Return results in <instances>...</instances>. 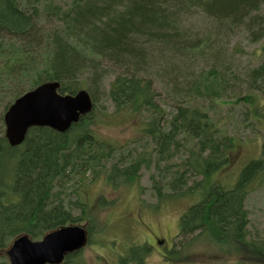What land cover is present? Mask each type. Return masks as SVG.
Instances as JSON below:
<instances>
[{
	"label": "trees",
	"instance_id": "trees-1",
	"mask_svg": "<svg viewBox=\"0 0 264 264\" xmlns=\"http://www.w3.org/2000/svg\"><path fill=\"white\" fill-rule=\"evenodd\" d=\"M200 14L216 33L190 31ZM247 32L251 44L264 39V0H0V113L51 81L62 94L87 88L94 102L65 133L33 127L17 147L0 134V264H11L17 238L37 241L70 225L86 229L89 245L108 225L96 211L116 200L90 199L88 187L103 179L115 191L132 189L144 172L156 207L190 202L179 236L229 247L244 257L239 264H264V238H250L246 207L264 184V135L260 156L230 185L242 145L234 127L264 131V46L253 85L236 89L239 66L223 60V40ZM153 76L171 104L160 103ZM227 103L237 116L222 114ZM118 120L138 122L137 135L121 143L100 132ZM83 249L62 264H88ZM144 254L121 262L144 264Z\"/></svg>",
	"mask_w": 264,
	"mask_h": 264
},
{
	"label": "rangeland",
	"instance_id": "rangeland-1",
	"mask_svg": "<svg viewBox=\"0 0 264 264\" xmlns=\"http://www.w3.org/2000/svg\"><path fill=\"white\" fill-rule=\"evenodd\" d=\"M188 26L191 32L202 35L204 32L216 33L214 31L217 28L215 21L202 14L190 21ZM248 36V32L241 35L231 33V38L223 40L227 51L223 60L230 67H233L234 64L239 66L234 71L240 80L235 84V86L237 85L236 89L241 88L240 84L246 86L251 83L253 85L252 79L249 78V72L251 67L258 64L260 56H263V51L260 48L264 46V39L256 44H251ZM233 52L237 54L233 55ZM257 54L260 55L258 58ZM208 61L210 65L215 64L212 58ZM204 63L203 59L200 58L199 64L197 63L200 69ZM153 74H157L155 70H153ZM153 78L158 96H161L160 103L162 105L171 104L165 96L166 93L162 86L158 84L159 79L155 76ZM257 85L259 86L260 82ZM107 88L109 89L108 85ZM98 91L101 95L99 103L103 102L111 110L112 106L109 101L104 100L102 90ZM230 104L227 103L226 106H223L225 108L222 109V114L237 116L239 109H230ZM3 118L4 115L0 113V134L5 133ZM137 128L138 122L136 121L120 122L118 120L115 125L106 124V127L100 129V132L106 137L125 143L137 135ZM234 129L241 139L242 145L235 161L236 166L232 170L230 185L235 183L239 173L251 159L260 156L264 135V131L253 130L252 128L235 126ZM150 174L144 172L139 187L132 189L123 187L115 191L107 186L103 179L88 187L85 193L88 198L96 199L103 195L109 200L115 199L116 204L106 209L99 208L96 211V217L101 222L98 224L101 226L107 222L108 225L103 234L96 236L98 233L96 232V234L91 235V243L86 245L80 254L81 260L88 264H125L121 262L122 259H130L129 257L134 255L140 258L144 252L146 253L144 254V264H239L240 261L244 260V257L242 259V256L236 255L234 251L230 252L229 247L223 248L221 251L218 247L207 244L204 239H196L191 242L192 237L179 236L180 219L190 206V202L177 200L162 204L159 208L156 207L157 199L150 192L152 185ZM143 187L145 194L141 195L140 188ZM256 189L249 194L246 202L250 221L248 225L249 235L250 238L255 239L264 238V184ZM138 258L134 259V262L130 260L132 261L131 264H136Z\"/></svg>",
	"mask_w": 264,
	"mask_h": 264
},
{
	"label": "water",
	"instance_id": "water-1",
	"mask_svg": "<svg viewBox=\"0 0 264 264\" xmlns=\"http://www.w3.org/2000/svg\"><path fill=\"white\" fill-rule=\"evenodd\" d=\"M60 83H43L18 97L4 114L5 137L12 147L24 143L33 127H46L67 132L81 117L94 108L91 94L81 89L75 94L60 93ZM87 244L84 227L70 225L48 233L39 241L24 235L7 251L11 264H62L69 254Z\"/></svg>",
	"mask_w": 264,
	"mask_h": 264
}]
</instances>
